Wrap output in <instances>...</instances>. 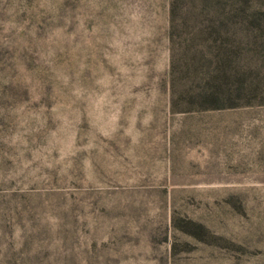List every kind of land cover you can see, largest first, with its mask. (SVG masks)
<instances>
[{"label": "rangeland", "instance_id": "1", "mask_svg": "<svg viewBox=\"0 0 264 264\" xmlns=\"http://www.w3.org/2000/svg\"><path fill=\"white\" fill-rule=\"evenodd\" d=\"M0 264H264V0H0Z\"/></svg>", "mask_w": 264, "mask_h": 264}, {"label": "trees", "instance_id": "2", "mask_svg": "<svg viewBox=\"0 0 264 264\" xmlns=\"http://www.w3.org/2000/svg\"><path fill=\"white\" fill-rule=\"evenodd\" d=\"M237 56L239 55L235 52H224L219 63L215 65L213 69L208 70L209 81L207 85L209 92L207 96L210 101H230L231 99L236 100L247 95L243 86H239L234 89L232 86L226 85L228 76L234 74L230 65Z\"/></svg>", "mask_w": 264, "mask_h": 264}]
</instances>
